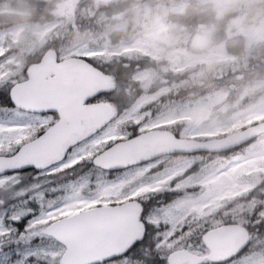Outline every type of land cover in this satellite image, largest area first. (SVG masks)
Wrapping results in <instances>:
<instances>
[{"label":"snow or ice","instance_id":"obj_1","mask_svg":"<svg viewBox=\"0 0 264 264\" xmlns=\"http://www.w3.org/2000/svg\"><path fill=\"white\" fill-rule=\"evenodd\" d=\"M101 55L72 56L88 77L78 121L41 90L68 56L0 65V264H264V159L209 162L220 145H185Z\"/></svg>","mask_w":264,"mask_h":264},{"label":"trees","instance_id":"obj_2","mask_svg":"<svg viewBox=\"0 0 264 264\" xmlns=\"http://www.w3.org/2000/svg\"><path fill=\"white\" fill-rule=\"evenodd\" d=\"M128 1V2H127ZM126 2H113L109 5L95 4V2H77L73 11L65 8L62 15L56 9V2H38L32 0L26 2L24 6L15 7L14 11L0 10V25L12 24V15L16 22L28 21L34 23H44L64 18L66 23L56 27L52 31V38L44 43L35 42L31 47H36L25 54L21 49L16 50L19 57L26 56L28 61L37 60L48 44L57 47H64L75 42L77 37L93 36L95 39L110 35L113 43L130 39L134 35L140 34L142 28L149 21V17L162 6H168L172 2H186L184 13L166 12L164 17L174 22L176 27L171 28V32L186 30L188 25V13L190 0H127ZM161 4V6H159ZM170 9V6H169ZM1 28V27H0ZM54 33V34H53ZM41 49V50H40ZM8 51L7 53H10ZM114 60L115 85L118 90L127 96L136 98L143 90L141 83L132 81L130 78L136 71L149 70L152 72V81L157 79V83L152 82L151 87L146 91H153L161 88L158 97L147 106L150 110L162 111L171 106H177L183 101L191 100L202 96L216 83L210 82V73L205 70L191 69L172 70L159 60H153L147 56L135 54L134 56H122Z\"/></svg>","mask_w":264,"mask_h":264},{"label":"rangeland","instance_id":"obj_3","mask_svg":"<svg viewBox=\"0 0 264 264\" xmlns=\"http://www.w3.org/2000/svg\"><path fill=\"white\" fill-rule=\"evenodd\" d=\"M26 0H8L9 6H24ZM180 9V8H179ZM161 15L155 17L151 21V25L146 30L142 31L141 36H136L129 42L121 43L117 46H111L109 42H94L92 39L78 40L76 46L67 50V54H78L85 51L103 52V53H118V52H133L135 50L142 51L157 59H166L170 62V67L175 69L183 68L191 65L192 58L195 56L186 48L175 45V38L168 33V26ZM55 26L54 23L44 25H29L28 23H18L8 30H0V52L4 53L7 48V39L11 38L14 43L21 46L32 45L31 41H27L29 33L36 36L39 42H45L49 32ZM98 48V49H95ZM1 56V55H0ZM21 62L15 55L4 56L0 58V65L11 66L12 70L17 71L15 67ZM148 73H141L136 78L147 83ZM225 94L217 93L214 96L202 98L195 103L187 104L180 110H171L162 116L166 119L162 123H169L173 120H183L185 122L184 133L186 135H210L222 132L228 128L241 125L243 123L252 122L260 118L264 112V102H257L249 107L241 108L235 113L228 116V121L223 122V118L219 117V113L226 114L227 104L225 102ZM155 97V94H143L139 100L143 104ZM224 104V105H222ZM221 106L218 110L216 108ZM191 129V131H189ZM264 145V137H261L256 143L248 147L245 155L252 162H258L264 159L260 155L261 146Z\"/></svg>","mask_w":264,"mask_h":264},{"label":"flooded vegetation","instance_id":"obj_4","mask_svg":"<svg viewBox=\"0 0 264 264\" xmlns=\"http://www.w3.org/2000/svg\"><path fill=\"white\" fill-rule=\"evenodd\" d=\"M242 2L226 0L219 13H211L213 2H205L207 13L192 15L191 48L196 51L198 47L197 53L205 55L200 63L264 71V4L247 1L257 2V6L253 13L244 14ZM259 93L253 101L264 100V88Z\"/></svg>","mask_w":264,"mask_h":264},{"label":"water","instance_id":"obj_5","mask_svg":"<svg viewBox=\"0 0 264 264\" xmlns=\"http://www.w3.org/2000/svg\"><path fill=\"white\" fill-rule=\"evenodd\" d=\"M110 1V0H102ZM57 54L53 48L47 50L42 57H56ZM71 59V63L68 64L64 71L58 77H51L50 74L47 75V79L42 77L41 90L45 92H50L63 97L67 103V116L69 120L78 121L83 118L84 113L80 111L77 107L75 101L77 97L81 94L88 77L80 69V64L82 61L78 59ZM37 63V62H36ZM36 63L32 64L34 66ZM107 79L110 81L108 75ZM264 128V121L255 123L244 130L235 133L233 135L213 140L200 141L195 139H183L185 145H192L193 143H199L202 145H207L212 147L214 145H220L221 150L230 148L240 143L250 139L251 137L258 134V130Z\"/></svg>","mask_w":264,"mask_h":264},{"label":"clouds","instance_id":"obj_6","mask_svg":"<svg viewBox=\"0 0 264 264\" xmlns=\"http://www.w3.org/2000/svg\"><path fill=\"white\" fill-rule=\"evenodd\" d=\"M261 3L264 4V0H261Z\"/></svg>","mask_w":264,"mask_h":264}]
</instances>
